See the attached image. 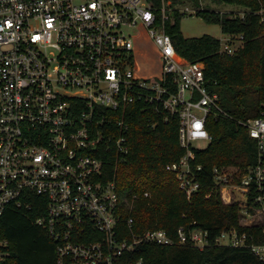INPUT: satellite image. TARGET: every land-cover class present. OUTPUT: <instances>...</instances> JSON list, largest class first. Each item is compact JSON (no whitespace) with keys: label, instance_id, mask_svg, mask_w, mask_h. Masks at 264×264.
Returning a JSON list of instances; mask_svg holds the SVG:
<instances>
[{"label":"built area","instance_id":"2783aa9c","mask_svg":"<svg viewBox=\"0 0 264 264\" xmlns=\"http://www.w3.org/2000/svg\"><path fill=\"white\" fill-rule=\"evenodd\" d=\"M177 5L0 0V217L11 206L36 204L34 222L55 243L56 264H125L142 243L170 246L191 238L201 249L209 244L203 230L190 237L181 227L177 238L164 229L135 232L134 220L122 215L116 182L103 180L101 148L115 149L117 161L130 150L126 135L117 136L109 125L101 128L111 121L106 110L123 115L118 125L126 132L128 108L139 105L153 115L163 107L179 116L185 154L167 170L189 199L200 188L192 166L195 150L212 141L207 121L224 110L208 86L205 63L181 56L167 31L177 9L197 12ZM139 24L160 53L159 77L139 73L127 31ZM221 51L238 50L225 44ZM243 124L257 141L258 163L242 171L215 167L213 176L223 202L239 206L241 225L264 228V110ZM198 141L207 145L198 147ZM254 239L232 228L216 243L251 247L264 261V243L251 244ZM10 256L8 241L0 240V264Z\"/></svg>","mask_w":264,"mask_h":264},{"label":"trees","instance_id":"16d2710c","mask_svg":"<svg viewBox=\"0 0 264 264\" xmlns=\"http://www.w3.org/2000/svg\"><path fill=\"white\" fill-rule=\"evenodd\" d=\"M214 1L243 9V15H236L196 4L199 17L219 24L225 34L242 37L243 45L234 55L222 52V40L212 35L185 37L180 24L186 13L179 9L167 25L177 52L189 61L205 63L208 86L218 93L224 110L223 115L207 121L212 141L205 149L195 150L192 166L200 188L189 199L176 175L167 170L185 150L180 142L179 116L168 115L163 107L154 115L139 105L129 107L126 132L118 125L123 115L106 110L111 121L101 128L109 125L117 136L126 135L130 150L120 161L115 149L106 152L104 146L100 150L105 159L103 180L116 182L122 215L126 221L134 220L135 232L164 229L177 238L181 227L190 237L203 230L208 232L209 244L201 249L191 238L185 244L170 246L142 243L127 256L125 264H264L251 247L216 243L221 233L232 228L254 235L251 244L264 243V228L241 225L239 206L223 202L213 176L215 167L242 171L258 163L257 141L243 122L260 117L264 110V0ZM34 206H11L0 217V240L8 241L11 251L5 264H56V245L35 224L39 212Z\"/></svg>","mask_w":264,"mask_h":264},{"label":"rangeland","instance_id":"374dc122","mask_svg":"<svg viewBox=\"0 0 264 264\" xmlns=\"http://www.w3.org/2000/svg\"><path fill=\"white\" fill-rule=\"evenodd\" d=\"M199 2L201 7H210L212 9L233 13L236 15H243V9L236 5L218 4L214 0H185L183 3L177 5V8L184 9L188 7L191 10H196V4ZM174 16H172V21ZM181 31L185 37H200L204 34H209L222 40V48L225 44L229 45L235 51H237L242 45V37L237 35L225 34L221 30L219 24H213L207 22L204 18L199 17L197 12L186 13L181 18ZM131 35L134 43V58L139 66V73L143 77H159L162 70V62L160 60V53L154 43L149 37L147 28L139 24L137 27L127 30ZM198 147H204L207 145L206 141L195 142ZM259 220V219H258ZM260 221V220H259ZM249 223L248 221H245ZM227 243V239L224 240Z\"/></svg>","mask_w":264,"mask_h":264}]
</instances>
